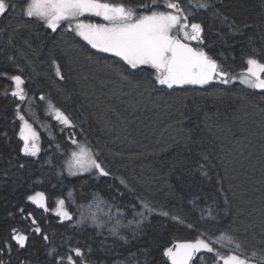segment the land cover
Instances as JSON below:
<instances>
[{
  "label": "snow or ice",
  "instance_id": "obj_1",
  "mask_svg": "<svg viewBox=\"0 0 264 264\" xmlns=\"http://www.w3.org/2000/svg\"><path fill=\"white\" fill-rule=\"evenodd\" d=\"M224 2L23 0L20 3V0H0V21H7L6 27L11 29L0 28V59L6 60L16 70L14 74L0 71V78L10 82V87L5 85L0 95L12 99L13 123L19 121L16 134L18 141L22 142L19 148L21 156L32 158V162L40 158L43 150L41 134L26 117L35 115V109L39 107L37 100L42 101L45 114L58 123L61 133L68 130L67 140L74 146L64 149L54 136L50 138V144L64 157L60 171L55 175L63 178L66 170L70 177L87 174L95 178H112L123 188V191L116 189L117 197L128 195L134 201L130 206H124L116 198L105 199L93 194L88 202H79L73 190L67 197L57 198L50 206L43 191L26 195V203L35 208L28 210L24 205H18L15 212L8 213L13 222L6 233L0 235V264H105L102 258L96 257L97 252L107 254L116 242L128 244L138 239L152 224L154 217L165 218L189 229L195 227L198 233L194 240L166 247L162 253L166 258L165 264H203L207 254H210V264H264V239L248 251L233 231L221 227L220 231L213 232L221 226L222 218L215 200L209 198V202L198 194L193 195L189 211L196 215L197 224L194 225L180 214L141 196L126 178L116 176L101 153L86 138L83 141L76 138L83 135L76 119L58 106L50 93H43L36 87L35 77L39 73L33 67V60L17 46L18 37L26 31L29 35L23 38V43L28 49L34 53H42L46 49L47 63L58 78L53 86L58 89L62 86L59 82L67 81L68 77L62 71L57 49L65 43V37L70 36L75 44L82 41L84 46L95 50L87 57L90 62L99 63L96 54L115 58L112 63L106 64L108 70L114 72L122 83L136 90L142 89L149 98L154 92L171 95L192 89L210 93L214 103L227 105L236 93V98L244 104L260 107L264 113V11L258 21L237 23L224 13L222 7H218ZM17 9L19 19L13 24L10 18L16 17ZM200 16L211 20L212 26H207L205 19H198ZM217 25L216 36L227 47L210 53L212 45L206 44V26L211 32ZM33 40H36L35 46ZM240 40L248 53L237 46ZM9 49H14L18 56L12 55ZM61 51L68 54L64 49ZM237 52H240L243 64L239 70L235 67ZM236 85L243 86L241 92L254 96L255 102L249 100L248 95L236 92ZM71 96L70 92L67 93L68 99ZM176 99L178 110L187 108L183 99ZM189 119L192 120L191 126L183 129ZM177 123L184 132L177 143L184 147L189 161L195 160V166L185 170L186 175L202 182L215 180L218 192L223 193L225 177H215L216 162L209 152L200 147V122L195 117H186L181 111ZM41 126L44 127L43 123ZM50 129L51 125H48L45 130ZM77 129L81 131L78 133ZM0 136L9 138L6 130H0ZM113 155L121 157L120 153ZM44 164L51 166L48 160L43 161L42 166ZM8 165L0 175V184L8 177L18 176L19 170L26 168V162L15 158L10 159ZM39 182L43 183L42 180ZM223 199L224 204L230 203L227 196ZM37 210L41 212L39 218ZM48 216L56 218L58 225L71 222L74 231L84 232L91 228L96 246L88 241L82 243L75 235H63L58 239ZM109 239L112 243H108ZM140 251L144 253L147 264L148 249ZM122 264H129V261ZM131 264H140L137 253L131 254Z\"/></svg>",
  "mask_w": 264,
  "mask_h": 264
},
{
  "label": "trees",
  "instance_id": "obj_2",
  "mask_svg": "<svg viewBox=\"0 0 264 264\" xmlns=\"http://www.w3.org/2000/svg\"><path fill=\"white\" fill-rule=\"evenodd\" d=\"M218 7H222L224 13L237 23L252 22L258 21L264 11V0H225L224 5ZM10 19L15 24L19 19V9L16 17ZM198 19H205L207 26H212L213 22L206 17L200 16ZM7 23L0 21V28L10 31ZM207 26L205 35L206 44L212 45L210 53L227 47L216 36L218 25L211 32ZM35 30L34 27L33 35ZM28 35V32H22L17 46L33 60V67L39 73L35 77L36 87L43 93H50L51 99L76 119L83 130V135L76 138L81 141L86 138L101 153L116 176L126 178L141 196L180 214L194 225L197 218L194 212L189 211L192 207L189 201L194 194L206 201L211 198L222 212L221 226L214 229V233L220 231L221 227L233 231L248 251L251 246L261 243L264 239V113L260 107L244 104L236 98V93H233L227 105L214 103L210 93L192 89L171 95L154 92L149 98L142 89L136 90L122 83L114 72L108 70L106 64L112 63L115 58L96 54L99 63L90 62L87 57L95 50L84 46L82 41L75 44L70 36L65 37V43L57 49L62 71L68 77L67 81L59 82L62 86L58 89L53 86L58 78L47 63L46 49L42 53L28 49L23 43V38ZM35 44L36 40H33ZM237 46L245 53L249 52L242 40ZM61 49L68 54L65 55ZM9 51L18 56L14 49ZM19 62L23 63L22 60ZM235 67L238 70L243 67L240 52L236 53ZM0 71L14 74L16 70L6 60L0 59ZM5 85L10 87V82L0 78V91ZM235 88L241 95H248L246 91L241 92L242 86L236 85ZM69 92L71 99L67 98ZM177 97L186 102V109L178 110ZM248 98L253 102L256 100L251 95ZM37 105L39 116L52 126L50 131L56 141L64 149L74 147L67 140L68 130L61 133L58 123L45 114L43 102L37 100ZM181 111L186 117H195L200 122V147L214 158L217 165L215 177H225L223 193L218 192L215 180L202 182L186 175L185 170L194 167L195 160L187 159L188 153L177 141L183 138V129L191 126L192 120H187L182 129L177 123ZM13 121L12 99L0 95V130H6L9 137L5 139L0 136V175L9 167L10 159L26 162V168L19 170L18 176L8 177L0 184V235L5 234L12 224L8 213L15 212L16 206L24 205L28 210L35 208L25 201L26 195L35 191H43L50 206L57 198L67 197L73 190L79 202H88L93 194L105 199L116 198L124 206L134 202L128 195L117 197L116 189L123 191V188L112 178L89 175L61 178L55 175L60 171L64 157L45 135L41 137L43 150L39 160L32 162V158L22 157L19 151L22 142L18 141L16 134L19 121ZM81 129H77V132ZM114 153H120L121 157H114ZM45 160L50 161L51 166H42ZM41 180L43 183L39 182ZM224 196L230 202L227 205L224 204ZM40 214V210H37V218ZM48 219L52 221V230L58 239L63 235H75L82 243L88 241L96 246L92 229L78 232L73 230L71 222L58 225L56 218L48 216ZM197 235L195 227L189 229L165 218L154 217L152 224L138 239L128 244L116 242L111 252H97L95 255L102 258L105 264H122L126 260L131 264V254L137 253L140 264H145V255L140 250L148 249L147 264H165L166 258L162 253L166 247L176 242L194 240ZM108 243H112L111 239ZM209 255H205L203 264H210Z\"/></svg>",
  "mask_w": 264,
  "mask_h": 264
},
{
  "label": "rangeland",
  "instance_id": "obj_3",
  "mask_svg": "<svg viewBox=\"0 0 264 264\" xmlns=\"http://www.w3.org/2000/svg\"><path fill=\"white\" fill-rule=\"evenodd\" d=\"M94 19H97L98 20V18H94ZM26 118H28L30 120V122H32L34 124V127H36L37 131L40 132L41 137H42V135H45L49 139L52 137V134H51V131H50L51 129L49 131H46L45 130L48 127V125H50V124L47 123V122H44L42 120V118L39 116L38 107L35 109V115H29ZM37 121H39V122H37ZM42 123H43L44 127L41 126ZM41 147H42V139H41ZM85 175H87V174H85ZM64 176H68L66 170L64 172ZM90 229L91 228H88V230H90Z\"/></svg>",
  "mask_w": 264,
  "mask_h": 264
}]
</instances>
